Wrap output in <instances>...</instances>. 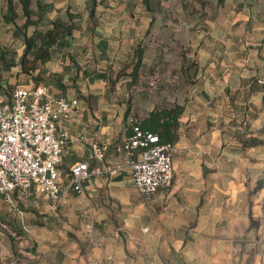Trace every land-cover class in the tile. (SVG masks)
<instances>
[{
	"label": "crops",
	"instance_id": "crops-1",
	"mask_svg": "<svg viewBox=\"0 0 264 264\" xmlns=\"http://www.w3.org/2000/svg\"><path fill=\"white\" fill-rule=\"evenodd\" d=\"M8 1L15 24L5 18ZM73 1L30 0L24 25L21 0H0V56L14 62L0 63V84L20 72L25 33L72 20L33 82L80 101L57 120L67 133L61 169L89 159L94 141L106 148L90 160L83 190L66 187L57 207L43 195L18 198L21 212L0 203V264H264V182L256 188L264 177V0H185L176 10L165 0H95L93 9L91 0ZM159 16L189 27L162 45L143 35ZM137 17L141 34L122 23ZM108 21L115 35L104 30ZM158 103H179L182 112L172 182L146 201L116 143L131 113ZM250 136L260 141L244 143Z\"/></svg>",
	"mask_w": 264,
	"mask_h": 264
},
{
	"label": "built area",
	"instance_id": "built-area-1",
	"mask_svg": "<svg viewBox=\"0 0 264 264\" xmlns=\"http://www.w3.org/2000/svg\"><path fill=\"white\" fill-rule=\"evenodd\" d=\"M78 97L54 94L48 84L16 83L10 94H0V203L21 212L16 200L43 195L52 207L62 200L66 187L83 190L91 159H102L105 145L92 142L89 159L72 163L67 171L60 168L67 133L57 128V120L79 109ZM136 116L130 115L134 120ZM125 153L137 193L150 201L173 178V143L158 142L155 132L137 124L117 143Z\"/></svg>",
	"mask_w": 264,
	"mask_h": 264
},
{
	"label": "trees",
	"instance_id": "trees-1",
	"mask_svg": "<svg viewBox=\"0 0 264 264\" xmlns=\"http://www.w3.org/2000/svg\"><path fill=\"white\" fill-rule=\"evenodd\" d=\"M91 9L95 0H91ZM23 12L26 15L24 25L27 24L29 18V3L30 0H21ZM16 17V11L11 1H8V13L5 15L7 20L12 21L14 24ZM74 23L72 20L64 22L60 19H56L52 22V25L48 28L34 31L31 34H24V47L18 58L20 65V71L34 77L32 71L36 67L39 61H44L49 58L52 48L58 44L59 41L72 33ZM143 47L138 44L134 47V51L130 61V75L132 81L139 75V68L142 65ZM0 63L9 69L13 64L12 59H6L5 55L0 56ZM128 65L127 63L125 66ZM127 112H129V107ZM182 112V105L179 103H173L170 105L158 103L154 104L149 111L144 115H136L131 113L130 115L136 116L134 120L127 119L126 134L131 133L132 125L137 124L144 131L155 132L158 135V142H171L173 143L178 137V117ZM255 136L244 138V143L252 144L259 142ZM264 177L260 178L256 184V188L262 185Z\"/></svg>",
	"mask_w": 264,
	"mask_h": 264
},
{
	"label": "rangeland",
	"instance_id": "rangeland-1",
	"mask_svg": "<svg viewBox=\"0 0 264 264\" xmlns=\"http://www.w3.org/2000/svg\"><path fill=\"white\" fill-rule=\"evenodd\" d=\"M104 1L105 2H104L103 5H109V4L113 3V2L122 3V4L132 3L133 5H138L140 0H104ZM184 1L185 0H165L163 2H164L165 7L172 8V9L176 10V9L180 8V5L182 3H184ZM190 1L191 2H195L194 0H190ZM73 2H81V0H74ZM137 19H138V17L137 18H132V19H129L127 21H122V23L124 24L126 29H128V28L131 29V28L137 26V24H138L136 22ZM170 19H171V17H167L165 19L164 17L159 16V18H157L156 20H153V22L148 25V27L144 31L143 35L146 34V38L150 37V39H152V40H154L156 42H159L162 45H163V42H165L168 39L169 35H174L173 37H175L178 40L179 38H181L183 36V34L185 33L184 31L186 29H188L189 22H188L187 26H183V25L181 26L175 21L171 22ZM108 22H109V24H107L104 27V30L106 32H108V33H111L112 35H115L114 34V29L111 26V22L110 21H108ZM136 29H137L138 32H140V34L142 33V29L140 27H136ZM160 44H157V43L153 42L152 47L157 46V48H158V46ZM166 45L169 48L172 47V44L168 43ZM13 46L15 48H17V51L20 52L21 46L16 47V46H18L17 43H15ZM0 47H1V44H0ZM18 48H20V49H18ZM5 79L6 80L1 82L2 84H0V88L2 89V91H3V93L5 95L10 94V92L12 91L13 86L16 83H30V82L34 81V78L32 76L30 77L28 74L23 73L21 71L19 72L18 70L15 71V72H9V73L6 72Z\"/></svg>",
	"mask_w": 264,
	"mask_h": 264
}]
</instances>
